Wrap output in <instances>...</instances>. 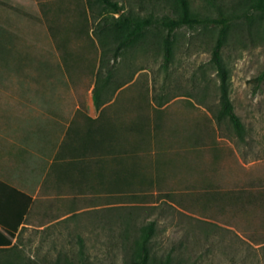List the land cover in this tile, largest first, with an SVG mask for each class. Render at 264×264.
Wrapping results in <instances>:
<instances>
[{
	"label": "rangeland",
	"instance_id": "374dc122",
	"mask_svg": "<svg viewBox=\"0 0 264 264\" xmlns=\"http://www.w3.org/2000/svg\"><path fill=\"white\" fill-rule=\"evenodd\" d=\"M237 1L217 0L211 7L205 0H190L206 21L175 31L168 67L160 37L151 35L117 60L110 58L101 77L113 73L115 83L128 84L111 96L101 114L93 93L100 48L88 36L94 25L88 22L80 36L71 30L57 37L51 27L62 7L53 13L47 0L0 4V95L28 94L31 104L44 107L35 116L46 142L32 146L43 156L31 157L29 166L32 173L43 170L41 177L50 174L29 216L35 226L18 242L26 261L128 264L139 229L155 222L152 257L170 256L173 264H264V78L259 80L264 48L256 26L233 27L222 50L245 142L215 118L220 81L211 59L219 27L210 20ZM120 2L126 13L140 17L171 15L166 2ZM63 6V15H70L71 7ZM40 95L45 97L37 99ZM91 114L120 130L122 148L133 152L139 172L125 183L109 182L108 192L98 181L86 184L85 175L77 185L51 175L49 162L68 127H85ZM98 152L90 156L96 160ZM98 166L102 169L104 161ZM40 176L24 186L39 184ZM71 176L76 180L79 175ZM68 203L76 212L63 213Z\"/></svg>",
	"mask_w": 264,
	"mask_h": 264
},
{
	"label": "trees",
	"instance_id": "16d2710c",
	"mask_svg": "<svg viewBox=\"0 0 264 264\" xmlns=\"http://www.w3.org/2000/svg\"><path fill=\"white\" fill-rule=\"evenodd\" d=\"M146 0H135L138 4ZM151 2H166L171 11V15L162 18L152 16L140 17L135 13H126L120 0H86L87 7L93 15L92 34L88 35L91 43H99L100 65L96 74V85L94 87V103L97 110L111 101V96L128 83H115L112 74L105 78L101 77L102 69L109 59L117 60L127 49L138 43H143L149 35L161 39L164 53L165 67H168L172 59V36L175 31L187 27L194 29L202 26L206 20L202 19L198 12H195L190 0H149ZM211 6H216L217 0H205ZM220 18L210 20V23L219 27L218 37L212 51L211 62L215 66L220 85V107L215 114L218 123L227 122L232 128L239 141L245 142L246 128L241 118L235 113L234 105L229 93V80L222 61V50L227 44V40L233 27L240 28L256 26L262 46L264 48V0H238L237 3L230 4L227 13L220 10ZM163 31H162V30ZM164 36H161L162 33ZM93 45V44H92ZM264 78V71L259 80ZM111 95L108 96V94ZM105 94V95H104ZM161 106L162 103H159ZM143 124L139 127L142 129ZM138 128V129H139ZM135 177L127 173L126 180ZM127 182V181H126ZM1 184V183H0ZM3 185V184H1ZM4 189L10 194L8 197V208L6 215L0 216V264H39L26 261L19 247V240L27 230L22 224L32 205L33 199L26 193L7 185ZM155 222L148 223L139 229V234L134 241L133 251L128 264H173L168 256L166 259H159L150 255V243L155 232ZM15 240V243L12 242ZM80 244L83 246V242ZM53 264H73L69 261L63 262L58 259ZM81 264H90L82 262Z\"/></svg>",
	"mask_w": 264,
	"mask_h": 264
},
{
	"label": "crops",
	"instance_id": "0c3cea01",
	"mask_svg": "<svg viewBox=\"0 0 264 264\" xmlns=\"http://www.w3.org/2000/svg\"><path fill=\"white\" fill-rule=\"evenodd\" d=\"M13 1L14 0H0V4L13 5ZM47 1L49 5L54 6L52 10L53 13L59 9L58 7H62L61 11V8L58 10L60 11V15L57 14L59 17L55 15V23L54 26L51 27L55 36L67 37L71 30L76 32L75 35L80 36V33L83 34L87 29L88 22L93 24L94 18L87 7L86 0ZM58 2L62 3L58 4ZM63 5L71 7L70 10H67L70 11V15L67 12L66 15H63V13H65ZM73 6L79 9L76 8V10H74L72 9ZM65 16L66 19L64 18ZM67 19H70V21ZM65 23L67 25H65ZM90 34H92V30ZM22 83L25 85L29 83V81L27 79V81H22ZM120 91L121 90L118 92ZM44 97V95H40L37 99ZM55 100L54 98V101ZM31 101L33 100L30 99L28 94L26 97H24L23 94L15 96L8 92H3V95H0V183L16 188L32 197V205L22 224V227L26 229L35 226L29 216L33 206L37 202V195L39 191H41L43 184L47 182L48 175L50 174L47 172V174L41 177L40 175L43 174V170L32 173L29 166L31 157L37 159L41 155L43 156L42 151L40 155L38 151H34L32 146H36V144L39 146L40 143L46 142V136L44 135L45 131H43L44 127L39 125V119L35 116V112H42L43 110L41 109L44 107L39 104L33 105ZM102 110L103 109L99 111L100 114ZM57 112H61V109H58ZM23 118L24 122L21 123ZM86 123L88 124L85 127L82 125H75L73 129L68 127L64 138L65 141L62 139L63 142L60 145L59 151L56 149L58 152L55 153L56 157L49 162L51 168L53 167L51 171V173H53L51 175H53L55 181H57L58 178L59 181L62 180L66 184L73 183L77 185L81 179L80 176L85 175L86 184H90L92 181H98L101 188H103V190L105 188V191L108 192L110 188L109 182H111V184L120 182L125 183L127 173L135 175V177L132 176V178L128 180H132L133 178L136 179L137 176H139V172L135 171L137 164L135 163V159L132 158V156L134 157L135 155L133 152L130 153L127 149L122 148L125 144L122 145L120 142L124 143L125 137L120 133V130L118 132L117 128L112 129L109 120L102 123L97 117L94 118V114L86 117ZM96 125L97 127L95 128ZM67 134H69L68 137ZM79 134L81 136H79ZM53 142L55 143L56 141ZM95 151H100L101 154L100 158L96 160L90 156ZM101 157L103 159H101ZM131 159L133 160L132 164L130 163ZM101 160L104 161L102 169L98 166V162ZM33 164H36V162ZM71 173H74L76 176L77 174L79 175L76 180L72 179ZM67 174L70 179H67ZM38 176H40V185L33 184L32 186H24V183H29L30 181H32V183L38 182ZM17 183L23 184L19 185ZM1 184L0 216L3 213L6 215L8 208H10V205L8 206V194L10 193H8ZM40 198V200H42L46 197L41 195ZM40 203L43 205L45 201L42 200ZM74 212H76V209L72 203H68V206L63 211L64 214H72ZM0 231H2L1 227ZM12 242L15 243V240H12Z\"/></svg>",
	"mask_w": 264,
	"mask_h": 264
}]
</instances>
